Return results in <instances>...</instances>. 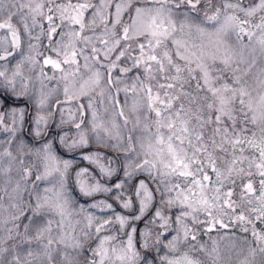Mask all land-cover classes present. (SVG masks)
<instances>
[{"label": "clouds", "instance_id": "9594fccd", "mask_svg": "<svg viewBox=\"0 0 264 264\" xmlns=\"http://www.w3.org/2000/svg\"><path fill=\"white\" fill-rule=\"evenodd\" d=\"M0 264H264V0H0Z\"/></svg>", "mask_w": 264, "mask_h": 264}, {"label": "snow or ice", "instance_id": "6c2138e0", "mask_svg": "<svg viewBox=\"0 0 264 264\" xmlns=\"http://www.w3.org/2000/svg\"><path fill=\"white\" fill-rule=\"evenodd\" d=\"M45 63H52V64H54L55 66H57V67H59V65L58 64H56V62L55 61H52V60H50V59H48V60H45ZM205 75L207 76L208 75V73L207 72H205ZM160 103H164V101H160ZM157 112H159V110H157ZM208 177H207V175L205 176V179H207Z\"/></svg>", "mask_w": 264, "mask_h": 264}]
</instances>
